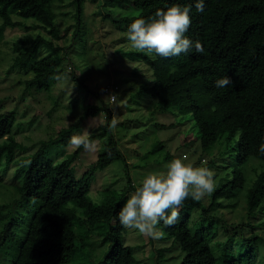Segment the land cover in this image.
Masks as SVG:
<instances>
[{"label": "trees", "instance_id": "obj_1", "mask_svg": "<svg viewBox=\"0 0 264 264\" xmlns=\"http://www.w3.org/2000/svg\"><path fill=\"white\" fill-rule=\"evenodd\" d=\"M73 1L79 16L82 0ZM131 1L138 8L137 13L115 20L118 25L125 26L126 31L134 18L148 19L157 9H167L174 4L191 6V24L185 35L194 44L199 42L203 52H197L193 46L187 53L167 58L157 56L155 59L139 51L129 52L130 58L149 67L152 76L151 82L139 86L136 94L155 99L159 110L172 109L188 114L197 136L209 144L217 139L229 141L235 137L237 163H246L249 157L263 162L245 192L246 214L251 213L264 192V152L259 151L264 144V0H204L203 12L196 11V0ZM53 2L0 0V39L6 27L19 24L11 19V12L20 17H32L35 22L23 27L42 28L50 37L24 35L13 44L15 55L10 68L17 66L25 73L31 72V77L24 81L26 90H46L50 78L59 72L58 54L63 48L52 42V39L61 37L53 22ZM39 45L50 53L36 59ZM225 75L233 83L226 88L216 87L215 81ZM71 77L75 80L74 76ZM99 109L101 107L97 105H85L76 122L42 140L21 164L19 172L22 176L16 202L18 205L31 203L33 209L22 238L12 253L11 264H67L83 244L75 234V227L83 228L85 232L91 229L90 224L98 221L107 224L110 240L98 264L134 262L130 248L121 243L123 226L119 223L117 214L120 209H115L114 199L110 197L104 203L94 204L88 196L94 172L114 160L123 159L108 124H102L98 133L91 134L93 139L108 133V138L95 161L79 177L73 173L72 162L83 148L73 149L56 163L47 156L52 146L69 145L78 120ZM13 122L11 112L0 111V163L3 160L4 165L13 157L15 142L7 140ZM241 130L243 134L238 136ZM161 147L160 141L154 142L149 151L154 152ZM241 180L238 169L234 170L225 185L215 188L211 201L239 186ZM210 206L211 203L203 206L189 197L180 209L176 223L171 226L162 222L158 224L168 237L177 242L182 252L180 264H215L216 257L208 243V236L214 234L210 223L192 229L188 226L193 208L201 207V213L206 217ZM3 207L6 204H0V250L14 238L20 217L13 206L6 210ZM111 219L113 222L108 224ZM256 238L255 235L245 237V264L255 263L256 253L250 240L256 241ZM230 261L224 260L220 264H232Z\"/></svg>", "mask_w": 264, "mask_h": 264}, {"label": "rangeland", "instance_id": "obj_2", "mask_svg": "<svg viewBox=\"0 0 264 264\" xmlns=\"http://www.w3.org/2000/svg\"><path fill=\"white\" fill-rule=\"evenodd\" d=\"M51 6L53 22L61 36L52 42L63 48L58 54L59 72L55 75L66 74L69 78L53 79L52 76L46 90H26L24 81L31 77V72L25 73L17 66L10 68L15 55L13 44L19 38L35 34L50 38L42 28L23 27L35 22L32 17H20L11 12L9 16L19 24L6 27L0 39V111H9L14 116L7 140L15 142L10 163L4 165L3 160L0 163V204H6L4 210L13 206L20 216L14 238L0 250V264H11L12 253L33 209L31 203L18 205L16 202L21 164L42 140L76 122L87 104L101 109L78 120L73 135L84 129L96 134L100 126L107 123L123 156L94 172L88 191L94 204L104 203L112 197L115 209H120L149 172L164 170L167 163L177 157L186 158V162L194 166L214 170L216 188L225 185L238 169L242 176L240 185L213 202L211 195L200 200V205L211 203L212 206L206 211V217L202 215L201 207L193 208L188 226L192 229L210 223L214 234L208 236V243L216 257L215 264L224 260L245 264V237L249 235L257 237L256 241L250 240L256 253L254 264H264V192L254 211L246 214L245 209L246 189L263 162L249 157L246 163H237L235 137L229 141L217 139L209 144L197 136L188 114L172 109L159 110L155 99L136 94L139 86L151 82V72L145 63L128 56L129 52L137 50L131 47L125 26L118 25L115 20L136 14L138 8L131 0H82L78 16L73 0H54ZM49 53L39 45L35 58ZM107 85L118 88L114 101H108L103 94L102 89ZM113 119L117 121L114 128L111 127ZM90 123L94 126L88 127ZM107 138L108 133L99 134L93 138L98 145L96 151L82 149L78 152L72 162L75 177L95 161ZM158 141L162 147L150 152V146ZM72 150L71 144L54 145L47 151V156L56 163ZM112 222L113 219L108 224ZM90 226L91 229L85 232L83 228L75 227V234L83 244L67 264H98L108 249L107 224L98 221ZM121 243L130 248L132 264H180L182 252L177 242L165 232L163 238L152 239L123 227Z\"/></svg>", "mask_w": 264, "mask_h": 264}, {"label": "clouds", "instance_id": "obj_3", "mask_svg": "<svg viewBox=\"0 0 264 264\" xmlns=\"http://www.w3.org/2000/svg\"><path fill=\"white\" fill-rule=\"evenodd\" d=\"M197 12L204 11V0H196ZM191 6L174 4L167 9H157L152 17L134 18L127 31V39L131 47L155 59L159 57L177 56L187 53L195 47L203 52V46L189 39L185 33L191 24ZM66 74L54 75L53 79H67ZM233 81L227 75L215 81L218 88H226ZM117 121H111L115 127ZM92 123L88 127H93ZM243 130L238 132V136ZM72 148H83L85 151H96L97 142L91 138V132L84 129L70 138ZM264 152V144L259 148ZM214 170L207 166H194L187 163L186 158H174L164 170L149 172L140 184L131 192L118 212L121 226L137 230L152 238L161 239L164 232L157 226L161 222L171 226L180 217V209L190 197L200 201L211 195L216 188Z\"/></svg>", "mask_w": 264, "mask_h": 264}, {"label": "built area", "instance_id": "obj_4", "mask_svg": "<svg viewBox=\"0 0 264 264\" xmlns=\"http://www.w3.org/2000/svg\"><path fill=\"white\" fill-rule=\"evenodd\" d=\"M117 89L118 88L115 85L113 86L107 85L103 87L102 91H103V94L108 99V101H114Z\"/></svg>", "mask_w": 264, "mask_h": 264}]
</instances>
